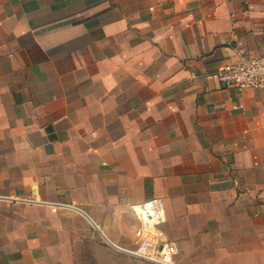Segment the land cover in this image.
<instances>
[{"label": "crops", "instance_id": "crops-1", "mask_svg": "<svg viewBox=\"0 0 264 264\" xmlns=\"http://www.w3.org/2000/svg\"><path fill=\"white\" fill-rule=\"evenodd\" d=\"M243 55L264 0H0V264H77L100 236L264 261V93L215 77Z\"/></svg>", "mask_w": 264, "mask_h": 264}, {"label": "built area", "instance_id": "built-area-1", "mask_svg": "<svg viewBox=\"0 0 264 264\" xmlns=\"http://www.w3.org/2000/svg\"><path fill=\"white\" fill-rule=\"evenodd\" d=\"M215 77L228 88L264 93V55H243L237 62L225 64Z\"/></svg>", "mask_w": 264, "mask_h": 264}, {"label": "rangeland", "instance_id": "rangeland-1", "mask_svg": "<svg viewBox=\"0 0 264 264\" xmlns=\"http://www.w3.org/2000/svg\"><path fill=\"white\" fill-rule=\"evenodd\" d=\"M100 240H102L107 248L101 249L97 246L96 242L85 241L81 244L80 248L76 253V261L77 264H160L154 261H149L148 259L141 260L133 256V253L130 251L123 250H115L110 248L108 242L104 240L103 237L100 236ZM183 257H181L182 259ZM247 260H235V264H243L247 263ZM254 264H264V261L261 259L249 260ZM199 264H216L212 262L211 259H199ZM197 263V264H198ZM227 264V262H223V264ZM218 264V263H217ZM220 264V263H219Z\"/></svg>", "mask_w": 264, "mask_h": 264}]
</instances>
